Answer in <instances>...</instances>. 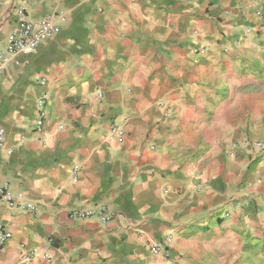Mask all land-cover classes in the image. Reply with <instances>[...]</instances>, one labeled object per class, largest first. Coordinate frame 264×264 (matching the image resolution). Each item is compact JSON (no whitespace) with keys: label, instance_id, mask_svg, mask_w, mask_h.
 <instances>
[{"label":"crops","instance_id":"0c3cea01","mask_svg":"<svg viewBox=\"0 0 264 264\" xmlns=\"http://www.w3.org/2000/svg\"><path fill=\"white\" fill-rule=\"evenodd\" d=\"M21 7L65 20L0 71V187L36 206L0 200V264H166V236L175 264H264V150L228 155L264 141V0H0V50Z\"/></svg>","mask_w":264,"mask_h":264},{"label":"built area","instance_id":"2783aa9c","mask_svg":"<svg viewBox=\"0 0 264 264\" xmlns=\"http://www.w3.org/2000/svg\"><path fill=\"white\" fill-rule=\"evenodd\" d=\"M240 12L243 15L247 14V10L245 8H240ZM252 15L256 18L261 17L262 7H253ZM64 20L65 15L56 11L40 19H29L25 14L24 7L19 8L18 25L8 34L6 44L4 48L0 50V71L4 66L10 63H17L16 56L18 54L32 52L36 50L43 41L55 37L60 32L61 23ZM252 29L253 26H248L245 28V31L249 33ZM205 49L206 46L194 47V51L197 53L203 52ZM38 104L39 111L35 120L36 128H40L42 126L45 118L44 100L40 99ZM109 134L111 137H116L119 140H121L124 136L122 128L115 122L111 124ZM3 135L4 131L0 128V146H3ZM236 147H242L249 149L250 151H254L255 153L251 152L250 159L255 160L264 150V141L258 139H245L239 143H233L228 150L229 156L233 155ZM10 151V149L7 150L8 153H10ZM77 169L78 165H74V180L76 179ZM0 200L3 201L5 207L11 213L21 211L33 212L36 210V206L32 201L27 199L21 192L11 193L6 185L0 187ZM114 215L115 212L110 211L104 204L84 206L69 213L70 218L88 219L96 217L103 222L110 221ZM10 236L11 232L9 229L4 223L0 222V249ZM171 241V237L166 236L161 244L149 246L152 254L161 257L166 264H175V262L170 259L169 249ZM36 253L37 249H33L31 251V255ZM44 256L47 257L46 254H44Z\"/></svg>","mask_w":264,"mask_h":264},{"label":"rangeland","instance_id":"374dc122","mask_svg":"<svg viewBox=\"0 0 264 264\" xmlns=\"http://www.w3.org/2000/svg\"><path fill=\"white\" fill-rule=\"evenodd\" d=\"M261 26V25H260ZM252 67H254V63H252L251 65ZM254 183H255V186L258 185V186H264V180L261 178V177H256L254 179Z\"/></svg>","mask_w":264,"mask_h":264}]
</instances>
